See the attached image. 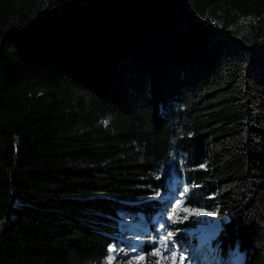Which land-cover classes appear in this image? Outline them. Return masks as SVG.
I'll use <instances>...</instances> for the list:
<instances>
[{
  "label": "trees",
  "instance_id": "obj_1",
  "mask_svg": "<svg viewBox=\"0 0 264 264\" xmlns=\"http://www.w3.org/2000/svg\"><path fill=\"white\" fill-rule=\"evenodd\" d=\"M173 174L264 264V0H0V264H106Z\"/></svg>",
  "mask_w": 264,
  "mask_h": 264
},
{
  "label": "rangeland",
  "instance_id": "obj_2",
  "mask_svg": "<svg viewBox=\"0 0 264 264\" xmlns=\"http://www.w3.org/2000/svg\"><path fill=\"white\" fill-rule=\"evenodd\" d=\"M185 189L183 180L173 174L167 189L156 195L163 209L151 223H147L142 215L120 214L118 242L111 246L115 251H110L107 261L111 257V264H173L171 257L175 255V264H181L180 257L184 258L182 264H220L214 247L216 238L209 239L212 234L218 236L222 227L218 210L190 209L200 215L185 212ZM192 221L196 222L194 227L183 228L185 223ZM176 232L184 235L187 241L175 242ZM157 252L159 255H154ZM243 261L244 254L236 250L229 264H242Z\"/></svg>",
  "mask_w": 264,
  "mask_h": 264
},
{
  "label": "snow or ice",
  "instance_id": "obj_3",
  "mask_svg": "<svg viewBox=\"0 0 264 264\" xmlns=\"http://www.w3.org/2000/svg\"><path fill=\"white\" fill-rule=\"evenodd\" d=\"M188 190L187 189H185V192H187ZM184 211L185 212H190L192 215H200L201 213H199L198 211H192V210H190V209H187V208H185L184 209ZM207 215H216V213H207ZM185 219H186V217H185ZM169 235H171V234H169ZM110 251H115V249L113 248V249H110ZM154 255H159V253L157 252V253H154ZM113 258H109V260L106 262V264H111V260H112ZM140 259H143V257H140ZM175 259H176V257H175V255H173L172 257H171V260L173 261V264H175ZM183 257H180V260H181V264H182V262H183Z\"/></svg>",
  "mask_w": 264,
  "mask_h": 264
},
{
  "label": "bare ground",
  "instance_id": "obj_4",
  "mask_svg": "<svg viewBox=\"0 0 264 264\" xmlns=\"http://www.w3.org/2000/svg\"><path fill=\"white\" fill-rule=\"evenodd\" d=\"M211 237H209V239L212 241L214 238H216L217 236H215V234L210 235ZM240 263V262H239ZM243 264V263H242Z\"/></svg>",
  "mask_w": 264,
  "mask_h": 264
}]
</instances>
